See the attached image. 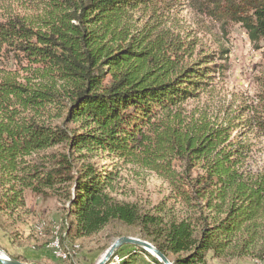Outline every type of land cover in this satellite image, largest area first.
Listing matches in <instances>:
<instances>
[{"label":"trees","instance_id":"trees-1","mask_svg":"<svg viewBox=\"0 0 264 264\" xmlns=\"http://www.w3.org/2000/svg\"><path fill=\"white\" fill-rule=\"evenodd\" d=\"M36 1L42 24L0 20V57L13 56L26 73L0 66V211L14 216L28 195H58L62 244L118 223L139 229L173 264L264 261V158L240 139L245 130L235 134L246 126L264 138V109L243 104L215 124L185 107L205 78L223 73L215 61L228 52L192 61L195 39L128 21L182 0ZM186 1L223 36L237 25L257 50L264 45V0ZM53 106L60 124L46 119ZM130 167L156 174L168 196L148 210L121 198ZM133 248L132 259L115 264L142 253L162 264Z\"/></svg>","mask_w":264,"mask_h":264},{"label":"rangeland","instance_id":"rangeland-1","mask_svg":"<svg viewBox=\"0 0 264 264\" xmlns=\"http://www.w3.org/2000/svg\"><path fill=\"white\" fill-rule=\"evenodd\" d=\"M181 4L169 11L164 7L157 9V14H154V8L146 12L137 10L128 17V21L136 30H141L145 25H151L153 22L162 23L164 29L171 34L179 35L183 40L195 39L197 46L192 61H197L201 55L228 52L224 60L215 61L216 64L225 66L223 73H211L205 78L203 85L197 91V97L185 104L186 109L197 115H207L215 124L223 123L227 113L237 114L243 104L262 112L264 45L257 50L249 41L246 32L237 25L231 26L228 30L229 34L223 36L218 25L213 24L212 21L199 19L186 0H182ZM45 15L44 4L36 0H0V20L18 16L30 23L42 24L41 20L45 21ZM6 64L12 71L19 70L21 77L26 75L18 68L13 56L0 57V66ZM57 111L55 106L49 108L46 117L48 122L52 124L62 122V117L58 118ZM246 129V126H243L237 129L235 134L241 135L245 130V134L241 135L240 139L254 145L256 158L260 157V161L264 158V138H258L248 130L246 133ZM104 164L110 167L111 163L105 161ZM122 188L124 194L121 198L138 202L145 210L155 207L169 194L168 185L156 174L135 167L123 170ZM62 213L63 202L58 195L48 199L28 195L26 208L18 210L14 216L0 211V248L8 255L24 260L26 264H97L116 240L122 237L143 239L140 238L139 229L136 227L114 223L95 236L84 239L70 237L65 240L62 245L70 251L75 249L74 258L72 259L71 253L65 260L58 259L51 253L50 246L54 237L59 236L61 239ZM50 226L54 227L51 243L47 245L46 252H42L50 236L47 229ZM43 227L46 229L41 234ZM133 247L132 245L122 247L120 253L124 256L117 254L118 262L128 256L132 259L135 254ZM143 255L147 256L145 253L138 254L142 259ZM132 261L134 264H141V260ZM259 261L247 258L230 262L209 261L208 264H260ZM115 263L116 259L108 264Z\"/></svg>","mask_w":264,"mask_h":264},{"label":"water","instance_id":"water-1","mask_svg":"<svg viewBox=\"0 0 264 264\" xmlns=\"http://www.w3.org/2000/svg\"><path fill=\"white\" fill-rule=\"evenodd\" d=\"M126 245H132L134 247L143 249L151 254L153 257L158 259V261L162 264H173L163 253H161L155 246L151 243L129 237H122L116 240L111 247L107 250L102 260H100L97 264H108L113 255L122 247ZM0 264H26L22 261H19L12 256L8 255L5 251L0 248Z\"/></svg>","mask_w":264,"mask_h":264},{"label":"bare ground","instance_id":"bare-ground-1","mask_svg":"<svg viewBox=\"0 0 264 264\" xmlns=\"http://www.w3.org/2000/svg\"><path fill=\"white\" fill-rule=\"evenodd\" d=\"M39 229V228H38ZM41 230V229H40ZM57 232V233H56ZM55 233L56 234H58V231H56ZM55 236V235H54ZM65 246V245H64ZM57 247H58V249H59V253H60V257H58L57 256V254H53L56 258H58V259H63V260H65L66 258H67V256L69 255L70 256V254L73 252H75V249L73 248L71 251L69 250V249H65L64 247H63V245H62V243H61V241H60V239H59V237H54V240H53V244H51V246H50V248L52 249V250H55V249H57ZM51 251V250H50ZM116 259V263H119L118 262V260H117V257L115 258ZM68 260V259H67Z\"/></svg>","mask_w":264,"mask_h":264},{"label":"crops","instance_id":"crops-1","mask_svg":"<svg viewBox=\"0 0 264 264\" xmlns=\"http://www.w3.org/2000/svg\"><path fill=\"white\" fill-rule=\"evenodd\" d=\"M45 244H46V242H45ZM46 249H47V245H46V247L44 248V249H42V252H46ZM143 259L140 257V256H137V262L139 261V260H141V264H154L151 260H150V258L149 257H147V256H145V255H143ZM136 262V263H137ZM138 264H140V263H138Z\"/></svg>","mask_w":264,"mask_h":264},{"label":"built area","instance_id":"built-area-1","mask_svg":"<svg viewBox=\"0 0 264 264\" xmlns=\"http://www.w3.org/2000/svg\"><path fill=\"white\" fill-rule=\"evenodd\" d=\"M51 253H53V254H57L58 257L61 256L60 253H59V249H58V247H57V249L52 250ZM116 257H117L116 254H114L113 257H112V259H111V261L114 260ZM73 258H74V257H73V252H72V259H73Z\"/></svg>","mask_w":264,"mask_h":264}]
</instances>
